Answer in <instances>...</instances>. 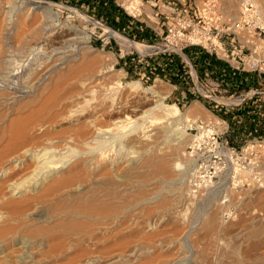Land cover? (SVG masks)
Here are the masks:
<instances>
[{
  "label": "rangeland",
  "instance_id": "obj_1",
  "mask_svg": "<svg viewBox=\"0 0 264 264\" xmlns=\"http://www.w3.org/2000/svg\"><path fill=\"white\" fill-rule=\"evenodd\" d=\"M32 1L48 11L0 0V264H264V35L211 52L233 74L206 72L189 51L209 53L187 46L194 72L165 40L169 0H107L141 13L140 37L79 0ZM217 4L222 22L238 20V0ZM25 70L14 101L21 84L6 76ZM206 78L221 84L218 107L196 91ZM212 133L236 154L214 159ZM46 149L67 156L59 169H34Z\"/></svg>",
  "mask_w": 264,
  "mask_h": 264
},
{
  "label": "built area",
  "instance_id": "obj_2",
  "mask_svg": "<svg viewBox=\"0 0 264 264\" xmlns=\"http://www.w3.org/2000/svg\"><path fill=\"white\" fill-rule=\"evenodd\" d=\"M139 1L140 5H142L143 0ZM238 3L240 11L238 20L233 21L230 18H225L226 22L221 21L222 17L219 16L217 0H202L200 3L198 0H169L166 3V6L162 8L164 11L161 13L164 24H166L167 35L165 40L176 44L179 43L177 49L178 55L185 66H188L189 69L195 72L190 59L183 53V50L187 46L204 48L209 54L215 51L217 55L216 48L223 51L221 48L225 43L222 40L223 38L230 40V44H233L235 43L236 36L241 33L264 35V19L254 0H238ZM136 6L137 9L135 11H139L141 7L139 5ZM140 15L141 13L137 14V16ZM130 16L132 18L137 17L131 14ZM158 16L159 13H154L155 18ZM238 43L243 42L238 40ZM205 46H209L210 48L207 49ZM200 87L199 89L196 85V91L199 92L201 90L204 93V98L214 102L216 107H218L220 104L216 99L222 92L220 82L206 78L200 81ZM253 94L251 96H254ZM248 95L250 94L247 93L241 98L236 97L229 101L228 104L222 103L221 106L233 108L241 106L247 97H251ZM220 136V133H212L202 142H205L204 145L211 148L214 159L219 160L224 152L230 157L235 155L236 150L230 147L226 140L218 141ZM199 169H214V166L211 165L204 168L199 166Z\"/></svg>",
  "mask_w": 264,
  "mask_h": 264
},
{
  "label": "bare ground",
  "instance_id": "obj_3",
  "mask_svg": "<svg viewBox=\"0 0 264 264\" xmlns=\"http://www.w3.org/2000/svg\"><path fill=\"white\" fill-rule=\"evenodd\" d=\"M13 2L17 5H13L14 7H17V9L19 10L20 8H25V7H28L32 10H40V11H45V13L48 11L47 8H45L44 6H41L38 2H35V1H30V0H13ZM125 4V3H124ZM12 9H14L12 7ZM126 10H128V12L132 13V12H138L135 11L136 10V7H134L132 4L130 5H126L125 7ZM49 13V12H48ZM52 18V17H51ZM104 31H107V33L113 37H116V38H119L121 41H126L125 38L119 36L117 33H114L113 31L109 30V29H105L103 28ZM82 35V37H80L79 39L82 40V41H86L88 39V36L85 34V33H80ZM72 42V41H71ZM70 43V40H65L64 41V45H63V48L60 49V51H64L66 48L64 46H67L68 44ZM126 43H129L130 45H132L133 47H136L138 50L139 49H146L145 46H140V45H135V43H132L130 41L126 42ZM69 46V45H68ZM147 47V46H146ZM59 50V49H58ZM59 51V52H60ZM36 70V69H35ZM34 72V71H33ZM6 74V73H5ZM31 75L33 74H27V71L25 70L24 72H22L20 75H14L12 73H8L7 76H6V81L8 84H11L14 80L17 81V82H20L21 84V87L19 88H11L9 90L10 93H11V99H14V101L16 99H20L23 94H25L24 92V89L25 88L23 86V83L28 81L30 79V77H32ZM14 81V82H15ZM1 83V82H0ZM6 84V83H5ZM7 84V85H8ZM17 85V84H16ZM15 85V86H16ZM11 86V85H10ZM3 87H7V86H3ZM127 88L130 92H136L138 90H141L140 88V84L139 82H136V81H133V82H129L127 84ZM27 89V88H25ZM6 90V88H5ZM153 97H156L158 98L159 96L157 95V93L155 91H153V89H150ZM22 94V95H21ZM26 96V95H25ZM24 97V96H23ZM168 107V108H166ZM165 108H166V116L167 117H171V118H182L183 115L181 114L180 110L178 109L177 106H167L165 105ZM176 133V132H175ZM180 133V132H179ZM181 135V134H180ZM181 137V136H180ZM176 140L179 139L178 138H175ZM65 154V153H64ZM64 154H61L60 151H57V150H51V149H46V150H43V151H40V152H37V153H34L32 156H31V159L35 160L36 161V165H35V168L34 169H38V170H41V169H59L60 167L58 166L60 163H62L63 161H65V157L67 159V156L63 157ZM58 157V158H57ZM36 172V171H35ZM19 189V188H18ZM17 190V188L15 189ZM264 231V228H262L260 230V232ZM259 231L258 232H254V235L256 236V234L260 233Z\"/></svg>",
  "mask_w": 264,
  "mask_h": 264
},
{
  "label": "crops",
  "instance_id": "obj_4",
  "mask_svg": "<svg viewBox=\"0 0 264 264\" xmlns=\"http://www.w3.org/2000/svg\"><path fill=\"white\" fill-rule=\"evenodd\" d=\"M79 2L83 3L85 8H88L91 11L98 12L103 18H106L111 25L118 29L121 30L122 32H130L137 37L143 36L146 34V32L141 33V29H138L139 26H142L141 22L142 20L136 18H132L128 15V17L125 18V15L122 14L121 10L118 8L112 7L110 3H106L107 0H79ZM125 20H124V19ZM131 18V19H130ZM112 30V29H110ZM114 31V30H112ZM117 33L116 31H114ZM119 34V33H117ZM120 35V34H119ZM196 50V49H195ZM189 51L190 54H192V59L197 61V64H200L206 72H209L210 74L213 73H224L229 74V73H234V71L229 70V73L226 71L227 67L225 66L224 63L220 61H216L214 57H212L210 54H204L201 56L196 55L197 53L199 54V51ZM172 75V71L170 69L168 70V74ZM174 74V73H173ZM175 75V74H174ZM223 76V75H222ZM225 79V77H223ZM228 78V76H227Z\"/></svg>",
  "mask_w": 264,
  "mask_h": 264
}]
</instances>
